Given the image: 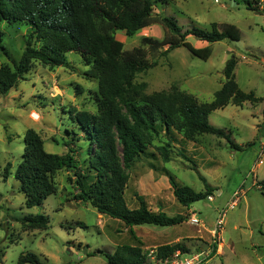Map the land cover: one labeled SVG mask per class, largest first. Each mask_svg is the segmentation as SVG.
Returning <instances> with one entry per match:
<instances>
[{
    "label": "rangeland",
    "instance_id": "rangeland-1",
    "mask_svg": "<svg viewBox=\"0 0 264 264\" xmlns=\"http://www.w3.org/2000/svg\"><path fill=\"white\" fill-rule=\"evenodd\" d=\"M244 1L163 0L153 8L156 20L172 18L182 32L192 27L210 31L212 23L235 26L240 40L211 44V56L206 61L192 56L183 47L168 53H164L166 46L152 51L144 39L163 40L166 29L160 21L131 37L123 31L114 33L124 53L137 50L146 63L154 64L132 80L135 87L144 85L145 94L168 92L176 86L199 103H208L221 88L222 70L232 53L238 88L261 99L252 107L229 105L209 115L211 125L231 133L230 139L236 148L212 135L187 140L175 132L168 135L160 132L153 136L145 154L125 170L127 207L137 208L135 195H139L156 213V201L166 200L172 216H188V221L180 225L128 228L119 220L98 214L89 204L73 201L79 193L73 171L91 177L95 173L88 167V145L72 123L70 114L72 111L96 114L98 98V80L89 75L90 66L85 65L78 54L62 55L60 67L32 62L23 80L5 96H0V264H17L21 253L35 254L41 264H105L103 254H113L122 246H137L144 252L155 246L177 244L185 248L184 252H198L210 246V231L223 211L222 249L206 264H264V190L260 188L264 183V155L262 164L256 166L260 157L255 126L264 115V13L247 9ZM0 31L4 48L0 50V68L13 70L31 29L24 24L1 22ZM186 41L198 48L199 41L194 37L188 36ZM28 129L38 133L45 152L62 157L67 154L64 144L74 138V133L78 134V141L71 146L77 169L54 174L55 193L41 206L33 208L25 207L20 184L13 177L21 161L23 137ZM162 148L169 156L168 162L163 161ZM7 164L11 165V175L4 182L2 175ZM168 176L196 193L207 192L212 201L205 198L192 203L187 211L178 204L175 207L168 202L172 190L163 187L164 177ZM236 192L238 204L229 209L227 206ZM192 213L199 225L189 222ZM35 215L47 217L46 229L30 230L21 225L23 217ZM77 223H82L83 227ZM140 236L143 243L136 239Z\"/></svg>",
    "mask_w": 264,
    "mask_h": 264
},
{
    "label": "trees",
    "instance_id": "trees-1",
    "mask_svg": "<svg viewBox=\"0 0 264 264\" xmlns=\"http://www.w3.org/2000/svg\"><path fill=\"white\" fill-rule=\"evenodd\" d=\"M161 2L163 0H0V23L24 24L31 29L13 70L0 68V96H5L23 80L32 62L50 68L60 67L63 64L62 55L73 52L90 66L89 75L98 80L97 112L72 111L70 119L88 145V167L95 175L91 177L87 173L73 171L79 192L73 201L89 204L98 214L119 220L128 228H167L188 221L187 215L168 216L164 212L150 211L139 195H135L138 207H127L124 193L128 175L125 170H129L145 154L153 136H158L160 132L165 135L175 132L193 140L207 134L224 139L236 148L230 139L231 133L211 125L208 116L229 104L241 107L244 103L253 105L261 100L253 93H244L238 88L234 81L236 62L232 53L222 70L224 81L221 88L208 103H199L194 96L176 86L168 92L152 94L144 93V85L133 86L135 75L147 71L154 64L146 63L137 50L124 53L122 43L114 37L117 31L131 37L140 29L160 21L166 29L163 40L144 39L152 51L166 46L164 53H168L183 47L203 61L211 56V44L240 40L239 31L230 24L212 23L210 31L192 27L182 32L172 18L156 20L152 10ZM244 2L247 9L258 11L252 1ZM188 36L207 43V46L194 48L186 41ZM2 37L0 31V50L4 51ZM258 136H262L259 131ZM73 137L64 144L67 154L62 157L45 152L43 141L34 130L25 131L23 154L13 177L20 184L26 208L41 206L47 197L55 193L54 174L77 169L71 146L78 141V134L74 133ZM160 150L163 161L168 162V154L163 148ZM10 170L11 165L7 164L3 169L4 182L11 175ZM167 179L174 198L183 207L188 208L210 195L180 186L172 176ZM260 186L264 190V183ZM20 222L30 230L46 229L49 224L43 215L25 216ZM77 226L83 227L82 223H77ZM177 249L185 251L184 247L176 244L159 246L157 252L165 256ZM103 256L105 264L145 262L143 251L137 246L118 247L113 254ZM17 264L41 262L35 254L21 253Z\"/></svg>",
    "mask_w": 264,
    "mask_h": 264
},
{
    "label": "built area",
    "instance_id": "built-area-1",
    "mask_svg": "<svg viewBox=\"0 0 264 264\" xmlns=\"http://www.w3.org/2000/svg\"><path fill=\"white\" fill-rule=\"evenodd\" d=\"M253 3V7L257 8L258 11L264 12V0H250ZM217 2V1H215ZM258 157H260L256 166L262 164L261 157L264 155V143L260 144ZM208 201H212V197H207ZM239 194L236 192L232 196V200L227 208L232 209L238 204ZM224 211L219 214L218 220L215 223L214 229L210 231L212 242L210 246H207L204 250L198 252H184L181 249H177L171 254L160 256L157 249H147L143 252L145 262L143 264H206L213 254H216V248L218 240L220 242V233L223 227ZM189 222L192 225H199V221L196 219L195 214H192L189 218Z\"/></svg>",
    "mask_w": 264,
    "mask_h": 264
},
{
    "label": "crops",
    "instance_id": "crops-1",
    "mask_svg": "<svg viewBox=\"0 0 264 264\" xmlns=\"http://www.w3.org/2000/svg\"><path fill=\"white\" fill-rule=\"evenodd\" d=\"M205 46H207V43H205V42H200L199 41V43H197V47L198 48H203V47H205ZM229 105H231V104H229ZM229 105H227V106H229ZM244 105H249L250 107H252V105L250 104V103H244L242 106H244ZM226 106V107H227ZM234 106V105H233ZM241 106V107H242ZM226 107H224V108H222V109H220V110H223V109H225ZM253 116H255L254 114H252ZM262 115V114H261ZM209 117V116H208ZM257 128H256V134H258V131L261 133V135L262 136H260L259 137V141H258V144H259V146H260V144H262V143H264V115H262V118H261V120H259L258 121V123L255 125ZM256 134H255V136H256ZM236 147H237V145H235ZM164 179H165V181H164V183H163V187H165V189L166 190H170L171 188H170V185H169V183H168V179H166L165 177H164ZM209 187H211V186H209ZM171 192V194H173L172 193V191H170ZM168 202H170L172 205H174L175 207L177 206V204H178V206H181V208L183 209V208H185V210L187 211V208L186 207H183L182 205H180L177 201H176V199L174 198V196L172 195V198L168 201ZM156 204L157 205H155V210H156V213L157 212H164L165 214H167L168 216H172V214H170L169 212H168V209H167V201L165 200H163V199H159V201L157 202L156 201ZM178 208V207H177ZM150 211H154L153 210V208H151V207H149L148 208ZM192 214H194V213H192ZM191 214V215H192ZM179 215H181V214H179ZM191 215H189V216H191ZM175 216V215H174ZM147 237V236H146ZM145 237V238H146ZM136 239H140V243H143V240H142V236H140V237H136ZM221 240V239H220ZM178 240H175V242H177ZM219 246H217V249H216V254L218 255L220 252H221V249H222V243H221V241H220V244H218ZM161 246V245H160ZM163 246V245H162ZM158 246H155L154 248H157Z\"/></svg>",
    "mask_w": 264,
    "mask_h": 264
}]
</instances>
